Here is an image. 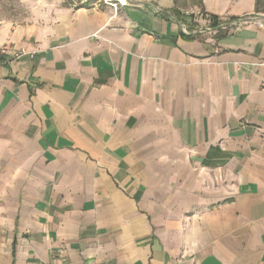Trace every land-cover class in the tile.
Segmentation results:
<instances>
[{
  "label": "crops",
  "instance_id": "crops-1",
  "mask_svg": "<svg viewBox=\"0 0 264 264\" xmlns=\"http://www.w3.org/2000/svg\"><path fill=\"white\" fill-rule=\"evenodd\" d=\"M201 2L1 24L0 264H264V10Z\"/></svg>",
  "mask_w": 264,
  "mask_h": 264
},
{
  "label": "rangeland",
  "instance_id": "rangeland-1",
  "mask_svg": "<svg viewBox=\"0 0 264 264\" xmlns=\"http://www.w3.org/2000/svg\"><path fill=\"white\" fill-rule=\"evenodd\" d=\"M91 0H0V26L3 23L30 24L39 22L54 9L60 6H77L88 3ZM103 1V0H99ZM175 7L186 9L200 6L202 0H170ZM261 10H264V0L260 3ZM264 13V12H262Z\"/></svg>",
  "mask_w": 264,
  "mask_h": 264
},
{
  "label": "built area",
  "instance_id": "built-area-1",
  "mask_svg": "<svg viewBox=\"0 0 264 264\" xmlns=\"http://www.w3.org/2000/svg\"><path fill=\"white\" fill-rule=\"evenodd\" d=\"M104 1L106 3H112L113 2V0H104ZM206 19L210 25L212 18L210 16H208V17H206ZM248 21H247V19H245V20H241V21H236V23L237 22L244 23V22H248ZM257 25L261 28L262 27L264 28V21H262V22L257 21ZM0 53H9V54H11V60L17 61V60L24 58V57L34 56L35 51H33V50L30 51L24 46H14L13 44L9 43V44H2L0 46Z\"/></svg>",
  "mask_w": 264,
  "mask_h": 264
},
{
  "label": "trees",
  "instance_id": "trees-1",
  "mask_svg": "<svg viewBox=\"0 0 264 264\" xmlns=\"http://www.w3.org/2000/svg\"><path fill=\"white\" fill-rule=\"evenodd\" d=\"M260 3H261V0H257V7H256V12H262L263 9L261 10L260 8ZM172 13L174 14L175 17H177L178 19L181 18V15H180V12L177 8H175L174 10H172ZM213 20H214V25H217V20H218V17L217 16H214V15H211Z\"/></svg>",
  "mask_w": 264,
  "mask_h": 264
},
{
  "label": "bare ground",
  "instance_id": "bare-ground-1",
  "mask_svg": "<svg viewBox=\"0 0 264 264\" xmlns=\"http://www.w3.org/2000/svg\"><path fill=\"white\" fill-rule=\"evenodd\" d=\"M121 1H124V0H121Z\"/></svg>",
  "mask_w": 264,
  "mask_h": 264
}]
</instances>
